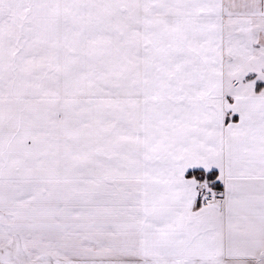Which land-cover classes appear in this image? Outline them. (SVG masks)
<instances>
[{"label":"crops","instance_id":"0c3cea01","mask_svg":"<svg viewBox=\"0 0 264 264\" xmlns=\"http://www.w3.org/2000/svg\"><path fill=\"white\" fill-rule=\"evenodd\" d=\"M0 23H33L0 37V251L264 264V0H0ZM78 23H114L112 51Z\"/></svg>","mask_w":264,"mask_h":264},{"label":"rangeland","instance_id":"374dc122","mask_svg":"<svg viewBox=\"0 0 264 264\" xmlns=\"http://www.w3.org/2000/svg\"><path fill=\"white\" fill-rule=\"evenodd\" d=\"M39 24L41 25L42 37H45L43 35H46L48 33L47 31L50 28L53 30L55 29L60 30V28H65L67 26V23H39ZM32 27H33V23H0V37H3L4 35H8L9 33L13 34L14 38H17L16 35L19 36L25 35V37H28L29 35L32 34ZM71 30L74 33H79L80 35H83L81 39L84 41H88L90 37H92V35L95 34L101 35L100 38L102 39L100 40L99 43L100 49H109L112 51L114 47V35H113L114 23H78L75 27H72ZM67 31L68 29H66L64 33ZM55 35L57 36L59 35L57 31ZM19 40L21 42L23 41L22 38L21 39L19 38ZM0 264H23V261L18 255H15L14 253L7 254L6 252L0 251Z\"/></svg>","mask_w":264,"mask_h":264},{"label":"built area","instance_id":"2783aa9c","mask_svg":"<svg viewBox=\"0 0 264 264\" xmlns=\"http://www.w3.org/2000/svg\"><path fill=\"white\" fill-rule=\"evenodd\" d=\"M201 198H202L203 204L205 205H213L217 202V196L211 192H203L201 194Z\"/></svg>","mask_w":264,"mask_h":264},{"label":"trees","instance_id":"16d2710c","mask_svg":"<svg viewBox=\"0 0 264 264\" xmlns=\"http://www.w3.org/2000/svg\"><path fill=\"white\" fill-rule=\"evenodd\" d=\"M212 178H213V176H212ZM200 180H201V179H200ZM202 180H203V179H202ZM202 180H201V181H202ZM212 188H214L216 191H219V192H218L219 195L222 194V191H221L222 189H221V187L217 186V184H213Z\"/></svg>","mask_w":264,"mask_h":264}]
</instances>
